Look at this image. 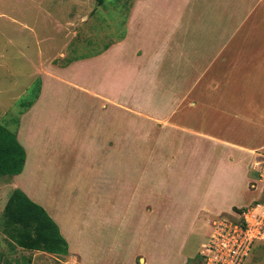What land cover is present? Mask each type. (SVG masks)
I'll return each instance as SVG.
<instances>
[{
  "label": "crops",
  "instance_id": "obj_1",
  "mask_svg": "<svg viewBox=\"0 0 264 264\" xmlns=\"http://www.w3.org/2000/svg\"><path fill=\"white\" fill-rule=\"evenodd\" d=\"M123 37L103 54L65 68L42 65L41 88L51 95L40 94L18 124L8 128L22 146L25 161L21 173L9 177L6 185L51 219L67 254L71 250L83 258L76 246L95 243L92 262L97 264H107L102 261L107 258L97 255L105 242L108 252L114 248L115 237L106 241L113 228L125 232L130 227L128 207L149 176L162 187L169 185L166 173L175 177L168 189L173 196L176 179L191 182L188 189L176 187L175 232L188 234L202 226L206 241L212 220L241 205L242 190L257 191V198L264 195V124L259 122V116L264 119V0H134ZM179 40L186 43L181 44L186 50L175 49V64L164 62ZM135 58L144 61L140 63L145 70L130 69ZM162 64L169 66L161 68ZM168 76L173 78L175 95L154 108L158 93L145 91L143 82L162 84ZM100 104L108 106L100 109ZM133 104L141 119L167 121L168 126L138 129L154 137L147 140L131 138L130 127L119 128L117 134L116 114L121 113L115 108L131 113ZM149 104L154 105L151 115L143 109ZM254 110L262 111L255 119ZM192 119L197 122L192 124ZM155 141L162 146L160 155H155L160 150ZM135 151L146 158L143 166H136L140 178L131 185L136 170L130 164L120 168L117 161L122 153L132 157ZM174 163L172 172L168 167L173 169ZM253 172H261L257 183L250 177ZM39 176L42 187L37 185ZM68 198V203L57 202ZM78 199L79 206L73 204ZM118 201L122 210L116 209ZM187 244L182 236L175 258L151 249L148 258L131 252L127 261L187 264Z\"/></svg>",
  "mask_w": 264,
  "mask_h": 264
},
{
  "label": "rangeland",
  "instance_id": "obj_2",
  "mask_svg": "<svg viewBox=\"0 0 264 264\" xmlns=\"http://www.w3.org/2000/svg\"><path fill=\"white\" fill-rule=\"evenodd\" d=\"M131 4L132 0H106L102 6H97L95 0H0V125L10 130L13 129V126L18 124L17 120H19L20 116L27 112L30 107L29 105L34 103L40 94L44 93L42 98L51 95L50 91L41 88L42 80L39 74H41L42 65L47 66L50 63L59 68H65L64 65L71 60L74 63L92 56H99L103 54V52L100 54L99 52L104 47L113 41L118 43L123 40L126 17ZM204 18L203 15L201 22H199L200 24H203ZM193 24H197V21ZM181 44L186 43H180L179 40L174 46L170 47L172 48L173 55L168 54L164 62L175 64V49L183 51L187 48L186 45L183 47ZM61 53L62 56H59ZM162 56L166 57V54ZM135 62L137 63L130 64V69L145 70L140 63L144 61L135 58ZM168 66L167 64H162L161 68ZM173 66L175 68V65ZM163 71H165V68H163ZM171 74L175 77L174 70ZM171 81H173V78L168 76L167 80L162 82V84L159 82V84L152 85L150 84L151 82H143L142 88H146L145 91L154 89V91H150L153 94L158 93L155 96L156 106L154 108L159 107L161 101H163L162 105L165 104L164 101L166 99L175 95V85ZM186 89L187 87L185 86L183 95ZM82 96L84 97L85 94H82ZM106 105L108 106V104H100L99 107L102 109ZM132 106L135 108H133L131 113L127 111V108L120 109L122 107L119 106H117L119 107L118 109L117 107L115 108L118 113H121L120 116L116 114L117 134L119 128L130 127L132 131L131 138L135 137L136 140H147V138L153 139L154 137L151 136L150 132H145L144 130L141 131L144 132L143 135L138 129L147 126L148 128H166L168 126V124L165 125L167 121L159 123L157 120L149 119L147 121L145 118L144 120L141 119L136 112L137 104L136 106L134 104ZM153 106L149 104L144 106L143 109L148 112V115H151L153 114L151 112ZM139 109L141 110L140 107ZM142 114L145 115L144 113ZM259 114H262L261 110H254L253 118L255 119ZM174 120L175 116L173 117ZM195 122L197 120L192 119L191 123L194 124ZM259 122L264 124V119L260 116ZM105 123L107 124V120H105ZM98 142H101V140L99 139ZM150 143H153V141ZM154 143L158 146V149L160 148V150L155 152V155H160L163 150L161 149L162 146H159L160 142L158 141ZM169 154L173 160L174 152L171 151ZM140 155L143 154L135 151L133 156L130 157L129 152H126L125 154H121L122 157L119 160L117 159V165L120 168L130 164L132 170H136L132 171L131 185H135V181L140 178V167L136 166H139L141 163L143 166V161L146 158L144 155V159L142 160ZM123 156H125V159ZM168 169L175 172V163L173 169L172 165ZM260 174L261 172H253L250 177L257 183L260 180ZM9 177L11 176L0 179V264H24L26 262L28 264H82L79 260H83V264H97L95 260L92 262V250L95 251L97 248L95 247V243L92 244L90 241L83 243V247L76 246L82 252L83 258L80 254L74 253L71 250H68L66 257H62L46 253L42 250H26L13 242L8 236L9 229L6 228L5 222H3V208L11 196L13 189L12 186L6 185L7 182H10ZM150 178L151 176H149V180L146 183L140 186L139 195L132 200L133 204L128 207L131 211L129 217L131 220H128V225L131 228H126L125 232H117L113 228V231L107 236L106 241L108 238L115 237V245L117 244V247L114 245V248H111L109 252L107 249L108 242L97 238L101 243L105 242L102 248L100 246L103 252L98 254L97 257L103 255L108 260L102 261L107 264H128L127 258L131 252L133 254L136 252L143 259H146L151 249H158V251L162 250L165 254L169 253V255L175 258L178 244L182 242V236H184L186 242H188L185 245L189 258L187 264L200 263L201 253L204 251L206 242V230L201 228L202 226L197 228V225V229L188 234L186 232H175V219L177 220L175 218V202H178L176 187L188 189L191 186V182L189 180L180 181L176 179L175 196H173L168 189L174 186L171 180L175 177L167 175V173L164 175V178L167 180L166 182L169 183L168 186H165L167 188L160 186L159 183L157 185ZM38 179L41 181L37 180L39 182L37 185L42 187L43 179L41 176ZM176 184H179V186ZM257 186L259 187V184ZM163 191H167L168 193H163ZM262 196L264 197L261 193L257 198V191L253 194L249 193L246 189L242 190V203L234 210L243 208L251 202H260L263 198ZM85 197L83 200L89 203L90 200ZM80 201L78 199L73 204L78 203L79 206ZM92 201H94L93 198ZM57 202H60L59 205L65 204L66 202H70V199L68 198L67 201L59 199ZM116 209L122 210V203L120 201L117 202ZM230 219L233 218L231 217ZM63 234L65 235L64 232ZM100 237H103V233H100ZM86 238L90 240L91 236H86ZM71 243L75 245L76 241H71ZM142 243L144 245L141 246V249L140 245ZM111 253L113 254L110 255ZM94 256L96 259V254ZM111 259L112 262L109 263ZM135 260L137 261L138 259ZM138 264H141L140 258ZM243 264H264V244H254Z\"/></svg>",
  "mask_w": 264,
  "mask_h": 264
},
{
  "label": "trees",
  "instance_id": "obj_3",
  "mask_svg": "<svg viewBox=\"0 0 264 264\" xmlns=\"http://www.w3.org/2000/svg\"><path fill=\"white\" fill-rule=\"evenodd\" d=\"M105 1L95 0V4L102 6ZM114 43L116 42L113 41L104 47L99 54ZM72 62V60L67 62L64 67ZM24 161L25 152L17 142L15 134L0 125V176L19 175ZM3 218L4 225L9 229L8 236L20 248L31 251L42 250L60 256L67 255L66 243L54 223L19 191L14 190L9 197L3 211Z\"/></svg>",
  "mask_w": 264,
  "mask_h": 264
},
{
  "label": "built area",
  "instance_id": "obj_4",
  "mask_svg": "<svg viewBox=\"0 0 264 264\" xmlns=\"http://www.w3.org/2000/svg\"><path fill=\"white\" fill-rule=\"evenodd\" d=\"M256 243L264 244V197L212 220L198 264H243Z\"/></svg>",
  "mask_w": 264,
  "mask_h": 264
}]
</instances>
